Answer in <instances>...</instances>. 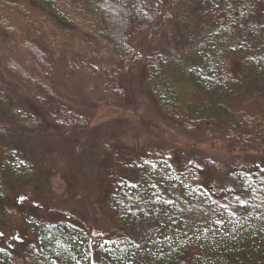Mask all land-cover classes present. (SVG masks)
I'll use <instances>...</instances> for the list:
<instances>
[{
  "label": "trees",
  "instance_id": "obj_1",
  "mask_svg": "<svg viewBox=\"0 0 264 264\" xmlns=\"http://www.w3.org/2000/svg\"><path fill=\"white\" fill-rule=\"evenodd\" d=\"M143 28L145 49L133 45ZM28 32L80 46L84 57L69 64L100 77L105 93L122 98L131 75L183 132L264 150V0H0L9 55L28 54L48 73ZM9 63L51 127L90 125L39 75ZM8 127L44 128L0 89V264H264V169L231 173L225 190H211L191 159L110 147L88 226L77 185L56 201L26 196L57 165L7 140ZM34 203L47 219L32 216L41 215L27 208Z\"/></svg>",
  "mask_w": 264,
  "mask_h": 264
},
{
  "label": "rangeland",
  "instance_id": "obj_2",
  "mask_svg": "<svg viewBox=\"0 0 264 264\" xmlns=\"http://www.w3.org/2000/svg\"><path fill=\"white\" fill-rule=\"evenodd\" d=\"M145 32L146 28H143L133 40L134 46L147 47ZM26 38L44 53L51 70L43 72L28 54L11 58L0 40V89L8 93L18 108L34 114L44 128L37 132L38 135L28 129L12 134L8 127L6 132L9 131L10 136H6L7 140L15 141L22 149L34 152L38 157H48L44 159L57 165V173L42 180L40 191L30 184L27 197L38 196L42 200L56 201L69 185H77L84 189L86 197L79 202L76 211L83 213L88 226H91L93 219L89 197L99 182V169L104 167L110 147L191 159V164L202 170L204 184L211 190H225L227 177L231 173L264 169V150L215 143L185 133L169 123L131 75L121 81L124 88L122 98L105 93L100 77L77 71L69 64L71 56L84 57L80 46L67 42L52 44L32 32H28ZM10 60L22 70L39 75L65 104L88 117L90 125L83 130L74 128L70 132L51 127L39 103L33 102L25 94L17 76L20 73L15 71L16 75L13 74ZM6 185L7 189H11V184ZM27 208L32 213L39 210L41 215H32L23 209L25 214L47 219L45 207H41V204L34 203ZM61 217L62 214L51 212L48 220L59 222ZM76 220L81 219L76 217Z\"/></svg>",
  "mask_w": 264,
  "mask_h": 264
}]
</instances>
